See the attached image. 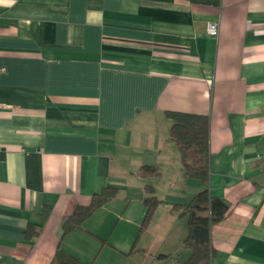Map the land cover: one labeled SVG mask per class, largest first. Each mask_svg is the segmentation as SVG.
Here are the masks:
<instances>
[{
	"label": "crops",
	"instance_id": "crops-1",
	"mask_svg": "<svg viewBox=\"0 0 264 264\" xmlns=\"http://www.w3.org/2000/svg\"><path fill=\"white\" fill-rule=\"evenodd\" d=\"M169 111L210 119L209 187L229 203L210 264H264V0H0V264H51L59 247L85 264L184 262L174 203L205 184Z\"/></svg>",
	"mask_w": 264,
	"mask_h": 264
},
{
	"label": "trees",
	"instance_id": "trees-1",
	"mask_svg": "<svg viewBox=\"0 0 264 264\" xmlns=\"http://www.w3.org/2000/svg\"><path fill=\"white\" fill-rule=\"evenodd\" d=\"M167 114L172 120L170 136L179 149L186 174L205 184L187 204L174 203V209L180 210L182 215L187 216L188 224L184 244L190 250V256L181 264H210L214 254L211 241L212 227L225 217L229 209L227 200L214 196L209 187L210 119L206 114L182 111H169ZM142 172L152 175L159 173L153 165L144 166ZM147 188L153 191L151 186ZM116 192V187L107 186L94 194L88 205H77L74 212L63 223V233L82 227L96 209L115 197ZM143 201L148 207V214L160 202L155 195L144 197ZM34 233H36L35 230L31 234L34 235ZM51 264L85 263L59 247Z\"/></svg>",
	"mask_w": 264,
	"mask_h": 264
},
{
	"label": "built area",
	"instance_id": "built-area-1",
	"mask_svg": "<svg viewBox=\"0 0 264 264\" xmlns=\"http://www.w3.org/2000/svg\"><path fill=\"white\" fill-rule=\"evenodd\" d=\"M208 31L214 35H217L219 32V23L218 22H210L208 24Z\"/></svg>",
	"mask_w": 264,
	"mask_h": 264
},
{
	"label": "rangeland",
	"instance_id": "rangeland-1",
	"mask_svg": "<svg viewBox=\"0 0 264 264\" xmlns=\"http://www.w3.org/2000/svg\"><path fill=\"white\" fill-rule=\"evenodd\" d=\"M195 182H200V181L195 180Z\"/></svg>",
	"mask_w": 264,
	"mask_h": 264
}]
</instances>
